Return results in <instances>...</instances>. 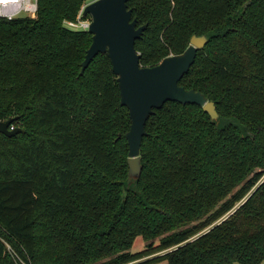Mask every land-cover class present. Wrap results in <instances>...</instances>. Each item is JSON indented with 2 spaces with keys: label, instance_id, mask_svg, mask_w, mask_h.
<instances>
[{
  "label": "trees",
  "instance_id": "obj_1",
  "mask_svg": "<svg viewBox=\"0 0 264 264\" xmlns=\"http://www.w3.org/2000/svg\"><path fill=\"white\" fill-rule=\"evenodd\" d=\"M86 4L37 0L34 20L0 19V122L22 130L0 134V264H260L264 0H127L141 67L206 37L178 85L218 115L154 110L135 180L111 63L98 54L80 74L91 35L65 27Z\"/></svg>",
  "mask_w": 264,
  "mask_h": 264
},
{
  "label": "water",
  "instance_id": "obj_2",
  "mask_svg": "<svg viewBox=\"0 0 264 264\" xmlns=\"http://www.w3.org/2000/svg\"><path fill=\"white\" fill-rule=\"evenodd\" d=\"M126 3L127 0H94L84 6L82 17L89 20L86 32L91 35V44L81 63L80 74L98 54L107 55L117 79L120 105L128 111L130 126L125 134L128 178L135 180L141 170L139 150L146 135L145 125L154 110L173 102L197 106L211 120H216L218 115L214 103L203 94L178 85L194 63L197 51L206 45V37L193 35L182 54L166 57L153 67H141L134 44L145 26H137ZM14 120L0 122L1 135L10 138L22 132L20 128L8 130Z\"/></svg>",
  "mask_w": 264,
  "mask_h": 264
},
{
  "label": "built area",
  "instance_id": "obj_3",
  "mask_svg": "<svg viewBox=\"0 0 264 264\" xmlns=\"http://www.w3.org/2000/svg\"><path fill=\"white\" fill-rule=\"evenodd\" d=\"M85 6V5H84ZM82 6L75 22H66L65 27L73 30H87L89 20H82ZM37 14V0H0V19H31L34 20ZM9 127L8 130H13ZM8 248V247H7Z\"/></svg>",
  "mask_w": 264,
  "mask_h": 264
},
{
  "label": "rangeland",
  "instance_id": "obj_4",
  "mask_svg": "<svg viewBox=\"0 0 264 264\" xmlns=\"http://www.w3.org/2000/svg\"><path fill=\"white\" fill-rule=\"evenodd\" d=\"M94 0H86V3H91ZM146 242L142 240V238L137 237L132 245V247L130 248L129 252L130 253H138L141 252L142 250H144L145 246H146ZM151 264H166L165 261H158V262H152ZM260 264H264V261H262Z\"/></svg>",
  "mask_w": 264,
  "mask_h": 264
}]
</instances>
